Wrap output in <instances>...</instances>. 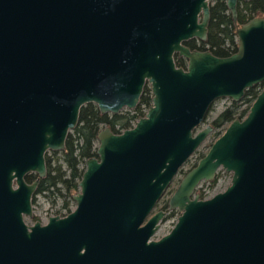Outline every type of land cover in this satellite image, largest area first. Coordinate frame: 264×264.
<instances>
[{"label":"water","instance_id":"obj_1","mask_svg":"<svg viewBox=\"0 0 264 264\" xmlns=\"http://www.w3.org/2000/svg\"><path fill=\"white\" fill-rule=\"evenodd\" d=\"M211 2L0 0V264H264V14L219 57L183 44L206 39ZM237 2L226 0L234 21ZM259 83L169 198L173 227L151 239L165 216L156 203L212 131L199 126L213 102ZM145 84L144 116L99 130L74 209L28 226L45 154L64 149L81 107L135 108ZM218 170L231 173L223 191L194 193Z\"/></svg>","mask_w":264,"mask_h":264},{"label":"trees","instance_id":"obj_2","mask_svg":"<svg viewBox=\"0 0 264 264\" xmlns=\"http://www.w3.org/2000/svg\"><path fill=\"white\" fill-rule=\"evenodd\" d=\"M264 14V0H239L237 3V18L233 21L231 13L226 6V0H212L210 5V20L208 24L207 39L202 42V49H209L218 56H228L236 51L235 28L257 15ZM187 44V42H184ZM192 48V47H191ZM200 48V47H199ZM177 65H182L181 59H175ZM259 89L249 88L245 91V101L249 104L256 98ZM152 94L145 86L134 113L100 114L94 103H87L80 109L78 122L65 141V149L59 152L46 154L47 174L36 190V193H61L64 189L67 197L71 198L72 192L77 190V183L81 178L85 160L95 155L94 143L98 131L103 125L115 129L127 128L130 122L144 115L142 105L151 104ZM249 109L238 110V104L232 102L231 106L220 112L211 124L214 127V137L217 138L223 126L235 118H242ZM117 131V130H116ZM118 132V131H117ZM28 179V178H27ZM214 182V180H212ZM200 197L205 195L200 192ZM67 205V201L64 203Z\"/></svg>","mask_w":264,"mask_h":264},{"label":"rangeland","instance_id":"obj_3","mask_svg":"<svg viewBox=\"0 0 264 264\" xmlns=\"http://www.w3.org/2000/svg\"><path fill=\"white\" fill-rule=\"evenodd\" d=\"M230 104L229 100H218L212 107L211 110L208 112V116L204 120L203 124H201L200 128H203L210 124V121L215 118L222 109H224L226 106ZM248 105V103H244L240 105L239 111L243 108H245ZM143 110H146V107L142 106ZM128 108H122L120 110V113H125ZM228 124L225 125L224 128H226ZM215 140V137L213 135V132H210L205 140L199 145V147L191 154V156L188 158V160L182 165L181 169L178 171V173L173 178L170 185L166 188V190L163 192L162 196L156 203L153 212H156L162 207L166 206L164 209L165 216L160 221V225L158 230L156 231L155 235L152 237L153 239H158L164 234L168 233L170 229L173 227L174 223L177 220L178 215L180 212L177 209H169L168 207V200L171 197V195L174 193L175 189L177 188L181 178L184 176V174L193 167L198 160L207 152L208 148L212 144V142ZM98 142L96 141L94 143V146L97 147ZM231 179V173H228L224 170H218L215 177L214 182H200V187H197L194 193H200L202 192L206 197H210L213 194L223 191L230 183ZM76 190H74L72 193L74 194ZM66 191L63 189L61 193H38L34 194L32 197V214L31 216H25L24 221L26 224L31 225L35 221L39 220L42 222H45L49 216H53L55 214H60L66 212V208H69V210H73L75 207V203L72 201H69V198L67 197ZM65 201H68V207H63V204Z\"/></svg>","mask_w":264,"mask_h":264},{"label":"flooded vegetation","instance_id":"obj_4","mask_svg":"<svg viewBox=\"0 0 264 264\" xmlns=\"http://www.w3.org/2000/svg\"><path fill=\"white\" fill-rule=\"evenodd\" d=\"M239 1V0H238ZM244 1H246V0H244ZM247 1H249V0H247ZM212 3V2H211ZM238 3V2H237ZM211 5V4H210ZM228 9V8H227ZM229 11V10H228ZM230 12V11H229ZM231 13V12H230ZM263 15V14H262ZM257 16H261V15H257ZM255 17V16H254ZM236 18H237V16H236ZM233 19V18H232ZM210 20V19H209ZM250 20V19H249ZM248 20V21H249ZM233 21H234V19H233ZM247 21V22H248ZM234 22H236V20L234 21ZM246 23V22H245ZM209 24V23H208ZM242 25V24H241ZM240 25H236V28L237 27H239ZM236 28H235V40H236V50H237V36H236ZM207 32H208V27H207ZM206 39H207V37H206ZM206 39L205 40H200V39H198V38H192V39H188V40H186L185 42H187V44L186 43H184L183 42V44L185 45V46H187V47H189V48H191V49H197V50H201V51H204V50H208V51H210L209 49H202L201 48V46H202V42H205L206 41ZM200 47V48H199ZM211 52V51H210ZM236 52V51H235ZM212 53V52H211ZM234 53V52H233ZM232 53V54H233ZM213 54V53H212ZM215 55V54H214ZM231 55V54H230ZM216 56H218V55H216ZM229 56V55H228ZM219 57H225V56H219ZM175 59H181L182 60V65H177V66H180V67H183V68H185L186 67V63H187V60L184 58V57H182V56H180L179 54H174V60ZM176 63V62H175ZM145 86L146 87H148L149 88V86H148V84H145ZM145 86H144V88H145ZM253 87H256L257 89H259V92L261 91V89L263 88V83H259V84H256V85H254ZM253 87H251V88H253ZM144 88H143V92H144ZM249 89V88H248ZM247 90V89H246ZM245 90V91H246ZM149 92H151V90H150V88H149ZM221 99H223V100H229L230 101V104L228 105V106H226L224 109H226V108H228V107H230L231 106V103L232 102H234V103H236V104H238V110H239V107H240V105H242V104H244V103H248L247 101H245V93H244V96L240 99V100H238V101H234V100H232V99H230V98H227V97H224V98H219V99H216L214 102H213V104H212V106L218 101V100H221ZM253 102V101H252ZM251 102V103H252ZM251 103L249 104L248 103V105H249V107H250V105H251ZM151 105V104H150ZM149 105V106H150ZM247 105V106H248ZM137 106V105H136ZM143 106V105H142ZM148 106V107H149ZM211 106V107H212ZM247 106L245 107V108H243V109H241V110H244V109H246L247 108ZM148 107H146V110L144 111V114H145V112L147 111V108ZM211 107H210V109H209V111L211 110ZM224 109H222L221 110V112L224 110ZM99 110V109H98ZM134 108H131V109H128L127 111L128 112H130L131 114L132 113H134ZM240 110V111H241ZM249 110V109H248ZM127 111H125V113L127 112ZM239 111V112H240ZM248 112V111H247ZM99 113L100 114H112V113H101L100 111H99ZM120 113V111L118 112V113H116V114H119ZM247 114V113H246ZM245 114V115H246ZM144 116V115H143ZM208 116V113H207V115L205 116V119H206V117ZM139 117H141V116H139ZM139 117H137L136 119H134V120H132L131 122H130V126L129 127H127V128H131V127H133L134 125H135V123H136V121L138 120V118ZM243 118V117H242ZM242 118H235V119H242ZM214 119V118H213ZM234 120V119H233ZM204 122V121H203ZM230 123V122H229ZM229 123H227V124H229ZM208 125H210L211 127H212V131L211 132H213L214 133V127L212 126V124H211V121H210V124H208ZM226 125V124H225ZM225 125L223 126V130H222V132L225 130ZM106 126H108V127H110V129L113 131V132H115V133H120V132H122L124 129H126V128H121V129H119V127L118 126H115V129H113V128H111V126H109L108 124L107 125H103V127H106ZM103 127H101V128H103ZM227 127V126H226ZM100 128V129H101ZM199 128H200V126H199ZM73 130V129H72ZM72 130H70L69 132H71ZM118 132H117V131ZM99 132V131H98ZM98 134V133H97ZM222 134V133H221ZM220 134V135H221ZM219 135V136H220ZM67 138V137H66ZM216 139V138H215ZM66 141V140H65ZM97 141V136H96V140H95V142ZM96 148L97 147H95L94 146V149H95V155H93V156H96ZM64 149H65V147H64ZM64 149H62V150H64ZM62 150H56V151H51V150H49V151H47L46 152V154L48 153V152H59V151H62ZM46 154H45V157H46ZM93 156H91V157H93ZM90 158V157H89ZM88 159V158H87ZM86 161V160H85ZM45 165H46V159H45ZM81 168H83V171L85 170V162L81 165ZM83 173V172H82ZM46 174H47V165H46ZM46 174H45V176H46ZM45 176L44 177H42V178H39V183H40V181L43 179V178H45ZM81 177H82V175H81ZM28 178V179H27ZM38 178V175H37V173H29V174H27L26 175V177H25V179H26V181L27 182H32V181H34L35 179H37ZM81 179V178H80ZM79 179V180H80ZM214 180V179H213ZM212 181V180H211ZM79 182V181H78ZM38 186H39V184H38ZM38 186H37V188H38ZM200 186V185H199ZM37 188H36V190H37ZM78 183H77V190L75 191V192H77L78 191ZM201 188V187H200ZM34 194H37L36 193V191L34 192ZM75 194V193H74ZM72 196H73V193H72ZM71 196V198H69V201H72V202H74V200H73V197ZM66 202V201H65ZM64 202V203H65ZM75 203V202H74ZM68 204H69V202L67 201V205H64L63 204V207L65 208V207H68ZM166 208V206H164V207H162V209H160V210H163L164 211V209ZM66 212H64V213H60V214H55V215H57V216H60V217H64L65 215H67L69 212H71L72 210H69V208H66ZM54 216V215H53ZM49 218V217H48ZM48 218H47V220L45 221V222H42V221H39V220H37V221H35L33 224H31V225H34L36 222H39L41 225L42 224H46L47 223V221H48ZM25 222V221H24ZM28 225V224H27ZM31 225H28V226H31ZM155 235V234H154ZM153 235V236H154ZM153 236H151V239H153L152 237ZM159 239V238H158Z\"/></svg>","mask_w":264,"mask_h":264}]
</instances>
